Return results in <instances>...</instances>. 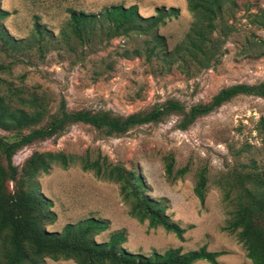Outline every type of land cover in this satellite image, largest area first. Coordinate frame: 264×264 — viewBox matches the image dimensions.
Wrapping results in <instances>:
<instances>
[{
  "label": "rangeland",
  "instance_id": "obj_1",
  "mask_svg": "<svg viewBox=\"0 0 264 264\" xmlns=\"http://www.w3.org/2000/svg\"><path fill=\"white\" fill-rule=\"evenodd\" d=\"M235 3V8L224 14L232 31L222 44L217 64L198 71L174 65L166 71L160 57L145 61L142 49L138 57L130 55L149 37H119L104 44L102 31L97 29L100 43H81L71 34L68 10L99 14L110 6L135 5L140 16L149 17L157 7L177 8L178 16L155 30L164 39V51L171 52L184 40L193 20L185 0H0V9L9 13L1 25L19 44L16 49L0 50V64L5 68L0 73V94L13 90V95L8 94L12 104L21 107V100L24 110L31 95L36 97V106L40 99L44 124L60 100L67 111L104 110L126 116L168 99L189 107L208 101L223 87L264 82V54L255 58L246 50L247 42L254 39L262 42L264 51V33L249 24V15L264 8V0ZM34 24L42 31L40 37L33 32ZM176 121L171 116L162 123L135 127L110 138L88 126L72 125L56 138L17 151L12 164L20 170L34 151L76 156L88 152L90 158L100 154L108 163L121 165L141 178L144 194L161 203L169 222L183 230L181 240L131 218L116 184L83 172L77 165L65 170L53 166L36 179L39 192L51 201L50 210L55 214L45 230L59 232L66 224L94 218L107 221V229L94 237L95 242H105L111 233L123 231L121 247L130 253L147 255L168 248L187 252L204 246L208 252L221 253L216 258L218 264H250L235 237L223 230L231 207L222 201L215 181L251 161L258 171H264V99L236 97L184 131L176 129ZM0 136L7 141L14 138L12 132L1 130ZM167 155L172 157L174 170L187 167L181 178L172 180L164 175L162 158ZM201 169L206 171L207 184L199 202L192 188ZM5 187L12 189L11 183ZM43 264L73 263L44 259Z\"/></svg>",
  "mask_w": 264,
  "mask_h": 264
},
{
  "label": "trees",
  "instance_id": "obj_2",
  "mask_svg": "<svg viewBox=\"0 0 264 264\" xmlns=\"http://www.w3.org/2000/svg\"><path fill=\"white\" fill-rule=\"evenodd\" d=\"M235 6V0H185L186 10L193 20L184 40L171 52L164 51V39L157 36L155 30L167 20L175 19L179 14L177 8L157 7L149 17L140 16L135 5H114L103 8L99 14L68 10V24L73 37L87 45L97 41V29L102 31L104 44L119 37H149L142 48L131 50L130 55L138 57L142 49L145 61L160 57L166 71L174 65L180 70L187 71L192 67L198 71L218 63L222 44L232 31L231 26L226 25L224 14ZM8 16L7 11L0 9L1 51L16 49L19 45L1 25V21ZM249 24L264 33V8H258L249 15ZM33 32L38 37L42 33L37 24L33 25ZM261 45L262 42L252 39L247 42L246 50L258 58L264 54ZM4 69L0 64V73ZM7 91L13 95V90ZM8 94H0V130L12 132L14 138L7 141L0 136V264H43L44 259L71 261L73 264H194L199 261L218 264L216 258L221 253L208 252L204 246L187 252L181 248H168L147 255L130 253L121 247L125 240L123 231H115L105 242L97 243L94 237L107 229V221L94 218L66 224L59 232H47L45 226L54 222L55 214L50 210L51 201L39 192L36 179L41 174H47L53 166L65 170L72 165L116 184L128 215L138 222H146L148 229L161 228L178 240L182 239L183 230L169 222L161 203L144 194L138 175L121 165L108 163L100 154L90 158L88 152L76 156L60 151H34L24 160L20 170L12 164V157L22 148L56 138L68 127L77 124L88 126L102 137L110 138L123 136L135 127L162 123L175 116L176 129L184 131L198 118L211 114L236 97L264 99V82L229 85L218 90L208 101L189 107L175 99H168L145 111L126 116L104 110L67 111L60 100L56 112L44 124H41L44 109L40 99L36 106V97L31 95L30 104L24 110L21 108L22 101L18 100L21 107L14 106ZM22 130L26 132L21 133ZM162 161L167 178L178 179L187 172L186 166L174 170L171 156H164ZM6 183H11L10 191L6 190ZM206 184V171L198 170L192 192L199 202L203 201ZM215 184L222 201L231 207L223 230L235 237L250 264H264V171H258L251 161L241 165L239 170L221 175Z\"/></svg>",
  "mask_w": 264,
  "mask_h": 264
}]
</instances>
